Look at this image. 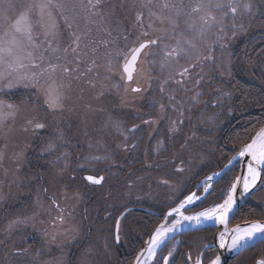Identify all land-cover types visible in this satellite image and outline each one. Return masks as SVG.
Segmentation results:
<instances>
[{"label":"rangeland","instance_id":"obj_1","mask_svg":"<svg viewBox=\"0 0 264 264\" xmlns=\"http://www.w3.org/2000/svg\"><path fill=\"white\" fill-rule=\"evenodd\" d=\"M43 2H47V0H43ZM62 2L65 0H52L50 9L46 10L44 24L35 27L33 35L38 47L30 46L27 49L33 55L30 59L24 60V63L29 65L24 71L39 73L43 69H47L50 64L67 66L73 71L64 73L61 68H58L54 73L45 72L40 78L39 89L31 84L28 87L19 84L0 93V100L19 108L14 118H9L3 125H0V196L3 197L0 199V264H111L112 254L108 256L99 253L92 246V239H88L92 238L89 231L100 215L98 205L103 204L105 198L104 207L107 200L111 203L109 197L115 192L109 186L110 195H104L106 193L104 191L101 194L102 197H99L97 188L99 184L89 182L92 185H87L84 179L77 178L79 175L104 177L103 188L108 189V182L114 183L115 189L121 191L120 196L123 193H127L124 194L127 198H130V195L141 198L145 195L148 200L133 202L132 198L125 207L147 202L148 206L158 213L155 217L159 218L160 215L161 219H164L167 211L175 207L183 199V195L194 187L192 186L193 182L197 180L198 176L192 173V169L194 166L195 171L199 170V166L196 165L198 164L197 160H202V156L195 152L197 150L207 151L205 145L212 147L213 140L204 141L206 136L199 135L197 139L191 141V145L189 144L188 147L187 144L178 141L180 147L172 149L165 155L170 159L179 157L180 160V157L187 151L188 156L193 158V163L191 162L189 165L190 175L187 172V177H184V179H189V189H184L185 186L178 192L179 189H176L178 179L175 173L178 168H182V164L173 163L171 160L165 162L161 160L164 163L158 164L159 154L157 153L156 157L151 160L150 146L146 150V156L143 154V175L139 177V182L142 185L139 183L135 185L134 181L139 167L128 159L130 154L136 153V149L131 148V142L135 141V135L139 136V134L145 137L144 145L146 142L152 141L153 136L149 134L155 132V124L140 126L141 130L137 128L135 132H130L129 129L138 124L129 117L130 110L139 113L140 109L153 108L151 112L154 115L160 106L152 107L148 104L146 107L145 103L154 99L162 100L161 104L165 106L163 111L173 108L171 111L174 114H170L169 119L177 121V126L181 125L180 120H183L186 129L189 126L188 132L191 135L195 134L194 138H196L195 132L201 129L200 108L217 106V108L226 110L229 119H233L232 110L235 108L239 118L228 123L229 127L225 128L227 134H221L223 138L220 139V142L222 144L217 148L223 157L225 153L227 154V149L232 153L238 151L236 137L243 134L245 128L251 129V135L254 136L259 131L254 128L260 126L257 127L260 123L257 121L264 119L261 115H257L258 107H253L256 106L254 102L252 104L249 102L250 106L243 112L239 107L243 100L241 95L237 93V97H234V95L227 94V89L233 85L232 78L236 73L238 74L233 66L235 56L241 59V56L251 52L252 47H258L257 44L264 42V28L260 27L261 23L258 22L259 25L252 23L255 17H260L264 0H235L241 5L235 16V22L238 25L244 24V29L237 31L229 27L233 21L231 14L225 20L226 36L222 43L226 47L221 50L218 45L214 46L212 52L214 61L197 62L196 67L190 69V77L197 74L195 78L196 81H200V86L195 81L191 83L184 80L182 85L174 82L180 78L177 73L183 67H188L190 61L187 58H181L178 62L171 61L169 66L162 70L160 61L163 58V52L161 49L151 48L141 53L139 63L137 62L138 72L142 69L146 70L149 73V81L145 83V79L142 81L135 76L130 84V88H134L141 87L144 82L143 89L146 91L132 93L129 88L126 94L124 87L126 83L120 78L122 60L124 59L123 55L116 59V54L118 52L126 54L129 48L138 46V39L141 42L154 39L161 35L159 30L162 28L170 31L171 26L166 20L161 23L157 19L159 15H167V10L162 8L166 0H151V2L149 0H101L99 8H92L89 0H71L75 7L65 8L61 11L55 5ZM95 2L96 0H92V3ZM198 2L199 0H183V7L187 11ZM249 2L253 4L251 14L244 11L242 7L244 3ZM48 11H51L50 18L47 15ZM137 13H142L139 21ZM65 16L68 17L67 21L64 19ZM36 19H38V10L34 13L33 21L35 22ZM69 24L71 27L68 26ZM179 31H183V37L177 38L191 39L194 43H199V40L194 37V33L186 29L183 21L180 23ZM234 31H236L235 36H233ZM142 32H147L148 36H143ZM252 34L254 37L249 39L248 37ZM76 37H79L78 48L74 43ZM211 39L214 40L215 36H212ZM164 42L174 45L176 41L171 39ZM238 45L241 47L237 48ZM73 48L76 50L73 51ZM261 51L264 52L263 49ZM261 51L255 55L260 65V72H264V53ZM149 52L152 54H144ZM204 54H208L207 50L204 51ZM23 55L27 56V52ZM229 60L233 66H231V75L225 69V64ZM33 61L39 67H32ZM214 68L217 73H214ZM166 72H168V76H172L170 83L174 84L166 88L163 87L164 90L161 91V85L156 79L164 78ZM254 82L255 88L256 86L257 88L261 87L257 85L259 80H254ZM0 83H6V81ZM48 85L59 87L65 93L67 98L63 110L52 111L46 105L42 89ZM115 85H120V87L117 88ZM212 90L214 93H211ZM197 93H201L198 98L199 102H197V106H193L192 98ZM203 94L208 98L204 107L201 106L203 100H206V98H202ZM169 96H173L174 99L170 101ZM214 102L217 105L214 106ZM243 118H246V121ZM29 120L44 123L46 127L33 131L32 126L27 123ZM116 121L120 124L119 129L113 127V122ZM226 125L227 123L222 124V127L218 129V134ZM261 125H264V122H261ZM57 129L62 130L64 140L58 151L49 154L43 149L48 141L55 137ZM233 135L235 142L230 143L228 139ZM217 138L218 136L215 137V140ZM194 141L201 143L193 145ZM248 142L250 140L246 138L244 143ZM149 144L153 145V143ZM57 157H59L58 161ZM93 157H101V159H93ZM173 160L177 162L178 159L174 158ZM227 162L228 159L225 164ZM161 165L169 167L167 177L158 174L163 171ZM200 170H202L201 167ZM171 171L174 172V175L171 174ZM213 172L209 171L207 175ZM161 178H165L168 183L161 182ZM156 179L157 183H155ZM187 180L185 185H188ZM124 185H126V189L123 187ZM225 191L226 188L224 193L227 192ZM263 191L256 190L254 195H261ZM197 195L201 196V193ZM207 195H204V198H209ZM252 200L247 198L244 204L242 203L243 206L251 207L254 203ZM53 201L59 204L63 211L58 210ZM171 201L177 202L173 204ZM258 202L257 200L255 203L258 204ZM117 203L114 202L112 205ZM260 205L263 204L260 203ZM192 206L194 207L189 208L188 212L185 211L186 215L195 214V211L197 213L213 205L200 203ZM237 212L235 221L243 220L245 212L242 211V214ZM134 215L129 218L131 219ZM60 216L63 217V222L58 219ZM25 217L33 218L28 223L9 227L13 220ZM130 219L126 221L128 223L126 225H124L125 219L123 220V236L120 242L127 246L125 254L128 263L124 261L125 264H132L138 254L140 248H136L135 244L137 243L136 246L138 242L143 244L146 240L142 237L133 238L132 235L130 236V230L131 233H134L132 228L137 226L133 222L138 223L137 220ZM173 219L175 217L170 218V220ZM114 220L109 223L115 224ZM49 222H56V224L52 227ZM101 223L103 224L105 221H101ZM199 234L195 236H202ZM110 240L108 244L110 243V248H112V237ZM177 242L179 243V239L170 242L165 251L159 254L152 264H160L165 253L175 248L171 257L173 260L177 256L175 254ZM21 250H26V252L16 255ZM110 250L113 251V249ZM92 259H97V263L89 262Z\"/></svg>","mask_w":264,"mask_h":264},{"label":"snow or ice","instance_id":"obj_2","mask_svg":"<svg viewBox=\"0 0 264 264\" xmlns=\"http://www.w3.org/2000/svg\"><path fill=\"white\" fill-rule=\"evenodd\" d=\"M151 2V0H149ZM52 0H0V82L6 81V83H0V93H3L5 89H12L19 84H24L28 87L31 84L33 87L40 88V78L45 72L54 73L58 68L64 73H70L73 69L67 66L50 64L47 69H43L41 72H28L24 71L29 65L24 63L25 59H30L33 55L32 52L27 51L31 47H38L34 40V29L37 25L44 24V18L46 10L50 9ZM89 4L92 8H99L101 6V0H96L92 3L89 0ZM55 7L63 11L65 8H74L75 5L71 3V0H65V2L57 3ZM241 5L235 0H199L190 10H185L183 7V0H166L162 5V8L167 10V15H159L157 19L163 23L165 20L171 26L170 31L168 29H160L161 35L156 36L154 39H147L145 41L137 40L138 46L129 48L126 54L117 53L116 59H119L123 55L124 63L121 66L120 78L126 81L125 84V94L130 88L131 82L135 79L134 74L138 72L137 62L141 53L145 49L158 48L163 52V58L160 61V67L163 70L165 67L169 66L171 61L178 62L181 58H187L190 63L188 67H183L180 72L177 73L181 79L175 80L177 84L184 83V77L190 76V69L196 67L197 62L203 61H214V56L212 52L214 51V46H219L221 50L226 47L222 41L224 40L226 33L224 31V22L231 16L233 17L232 23L229 25L231 29L237 31H242L244 29V24H237L235 22V16ZM244 11L249 14L252 13L253 4L244 3L242 5ZM38 10V19L33 21L34 13ZM48 17H51V11L47 12ZM153 15H155L153 13ZM142 13H137V20L141 19ZM261 16L264 17V12H261ZM65 21L68 17H64ZM183 21L187 30L194 33V37L199 40V43H194L191 39H180L177 37H183V31H179L180 23ZM71 27V24L68 25ZM143 25L141 24V28ZM151 27V25H149ZM261 27L264 28V21L261 22ZM73 35H75L73 33ZM143 36H148L147 32H142ZM236 35V31L233 32V36ZM215 36L212 40L211 37ZM125 39L127 37L125 36ZM175 39L174 45L166 44L165 40ZM74 43L76 47H79V37H76ZM107 43V41H105ZM73 51L76 49L73 48ZM207 50L208 54L205 55L204 51ZM67 51V49H65ZM27 52V56L23 53ZM145 55L152 54L144 53ZM32 67H39V65L33 63ZM225 69L229 75H231V61L225 64ZM172 80L170 75L164 83L167 84ZM200 81H197L199 84ZM119 88L120 85H115ZM44 92L45 103L48 108L52 111L63 110L64 102L66 100V95L59 87L53 85H48V87L42 89ZM132 93H142L146 89L141 87L130 88ZM161 91H163V86H161ZM201 93H197L193 97L194 102H199L198 98ZM173 96H169V100H173ZM256 103L264 109V95H261ZM164 105L160 104L161 111L164 110ZM174 107V106H173ZM175 110V108H174ZM19 111L18 106L11 103H6L0 100V125L9 119L14 118ZM183 113L181 112V115ZM181 123L183 121H180ZM260 122L259 120L257 121ZM29 125L32 126L33 131L38 129H44L46 125L38 121L29 120L27 121ZM145 124L155 123V121H144ZM113 127L120 128L118 121L113 122ZM138 126H133L129 129L130 132H135ZM27 130V129H25ZM249 139L250 142L244 143L245 139ZM127 139V137H125ZM238 151L236 154L228 160L227 164H224L219 172H213L211 175H207L203 181L196 184L197 188L203 189L204 194L210 195V189H212V184L215 177H220L221 180L227 175L226 169L230 170L229 166L232 165L233 161L238 159L242 163L244 169V174L235 177L234 181L230 184L227 189V195L221 203L214 204L212 207L205 208L204 210L197 212L193 215H185L184 210L189 205H195L197 201L202 199L201 196L197 195L196 192H191L190 194L184 195L183 199L180 200L176 207H172L167 211L164 220L165 222L161 224L156 230L154 235L150 238L148 242V247L146 249L148 258L155 256L156 248L169 238V233H174L178 227L183 225V222H194L195 224H203L205 221L213 220L218 221L220 224L225 225L223 232L219 234V248L227 249L229 251H235L237 254L240 253L242 249L254 247L257 244H264V219H257L248 221L244 226L236 225L235 228L229 230L227 228V223L229 219V214L238 211V201L245 200L247 195L252 192L257 186V181L262 180V173H264V127H261L255 135H251V129L245 128L243 134H239L237 137ZM64 140V134L62 130L57 129L55 137L50 139L43 149V151L49 154L55 153L59 150L61 142ZM22 155V154H21ZM247 158V159H245ZM93 159H101V157H93ZM59 157H57V161ZM183 168H179L178 171H183ZM104 177H94L88 176L87 180L94 184H99L103 181ZM219 181H217L218 183ZM167 184L168 181H163ZM240 188L239 196L237 195V189ZM261 189L264 190V183L261 184ZM3 197L0 196V199ZM55 207L60 209L59 204L53 201ZM175 217L172 220L171 225H168V218ZM33 217H25L23 219L17 218L10 223V228L12 225L20 223H28ZM58 219L63 222V217L60 216ZM123 219V215H121ZM115 234L114 241L119 242L120 240V223L117 221L115 223ZM207 247V245L205 246ZM26 250H21L16 253V255H21ZM175 252V248L168 252L167 257H163V264H169V257H172ZM142 252L140 256H143ZM203 253H201V256ZM140 256L137 257V264H141ZM201 256H197L194 264H202ZM189 260L192 257L189 255ZM210 264H221V256L216 255L215 259L211 260ZM256 264H264V258L256 261Z\"/></svg>","mask_w":264,"mask_h":264},{"label":"flooded vegetation","instance_id":"obj_3","mask_svg":"<svg viewBox=\"0 0 264 264\" xmlns=\"http://www.w3.org/2000/svg\"><path fill=\"white\" fill-rule=\"evenodd\" d=\"M258 18H260V21L259 22L264 21L263 20V17H258ZM253 37H254V34H252L249 37V39H252ZM240 47H241V45H238L237 48H240ZM141 56H142V54H141ZM140 57H139V59H140ZM138 63H139V60H138ZM138 63H137V65H138ZM152 66H153V62H152ZM213 71H214V73H217L216 68H214ZM140 73L141 72H139L138 75ZM142 79H145V83H146L147 81H149V76L143 77ZM142 79H139V80H142ZM179 79H181V78H179ZM156 80L158 81V83H161L160 78H157ZM184 80H186V78ZM145 83L143 82V84L141 86L142 89L144 88ZM138 87H140V86H138ZM203 97L206 98V100ZM202 98L205 101L203 100V103H202L201 106L204 107L205 103L208 101V98L204 94L202 95ZM202 98H200V99H202ZM147 103L150 104L152 107H155V105H156L155 102H154V100H151L150 102H147ZM141 105H142V103H141ZM213 105L215 106V105H217V103L214 102ZM157 109L159 111H161L160 108H157ZM172 109L170 108L167 111L166 110L165 111H162L163 116H164L163 117L164 120L162 119L161 124H160L159 127H156L155 126V132L154 133H150L149 134V135H152L153 136V140L150 141V142H146V144H145L146 146L144 145V147L138 148L140 146L138 144L139 143V139L140 138H143L144 139L145 137H143L142 134H139V136L135 135V139L136 140L131 142V145H132L131 148H135L136 149L135 162H137L136 163L137 166H139V163H140V161L142 159L143 154L146 156V152H147L146 150L150 146V149L151 150H150V153L149 154L152 155L151 160H153L156 157V154L158 153L159 154L158 164H163L165 161L171 160L173 163L178 164V162H179V164H182V168L184 170L182 172L181 171L179 172L177 170L179 173H183V172H188L189 173L190 172V170H189V164L193 161V158H190L188 156V154H187L188 152L187 151H186L187 153L184 152V154L180 157V160H179V157H174V158H177L178 159L177 162H174V160H173L174 158L173 157L170 159V158H168V157L165 156L167 154V152H171L172 149H178V147H180L178 141L187 144V147H188L189 144L191 145V142L187 141V138L189 136L188 130H190L189 129V126H188V129H186L183 120H180V121H183V122L181 123V125L178 124V126H177V121L170 120L169 119V115L170 114H174L173 111H171ZM151 111H153V108H143V109H140L139 113H135L134 115L133 114H130L129 117L133 118L135 120V123L136 124L138 123L136 126H138V129L141 130L140 126H146L147 125V124L144 123V120H141L140 119L141 116H142V113L143 112H146V113H151L152 114ZM199 111H200V114H201L200 115V119H199V122L201 123L200 124V127H201L200 131L207 130L208 129V130H211V131H213L215 133H218L219 132L218 129L221 127V125H220V122L221 121H223L224 123H227L228 124L231 120L233 122L234 119H238L239 118L238 117V111L237 110L235 111V108H233V110H232V116H234L233 119H229V116H228L226 110H224L222 108H217V106H215L214 108H206V107L205 108H200ZM185 112H186V110H185ZM145 121H148V120H145ZM211 123H213V124H211ZM158 133H161V136H159V137L155 136V134H158ZM185 136H186V139H185ZM205 136L206 137L204 138V141H209V139L213 140L212 141V143H213L212 145L213 146L211 147V145H207L206 144L205 145V148L207 149V151H200V150H197L196 152L194 151L199 156L200 155L202 156V160H199V162L197 161L198 164H196V165L199 166V170H200V167L202 168V170H200V171L197 170L198 171L197 172V171H195V167L193 166V169H192L193 172L192 173L195 174L196 176H198V178H197V180L195 182H193V185L192 186H194V187H192V189L189 191V192H191V191L195 190V191H197V194H200L201 193V195H205L203 193V189H202V187L201 188H197L196 187V184L197 183H200V180L203 179L204 176L207 175V172L209 173V171L212 172V171H216L218 169H221V167L226 163V160L227 159L229 160V158H230L229 154H230V152H232V151H230V150L227 149L228 153L227 154L225 153V156L224 157L221 156V154L219 152V149H217V148H218V145L220 146V144H222L220 142L221 141L220 139H222L223 137L222 138L219 137V138H217V140H215V136L209 135V133L206 134ZM192 137L194 138L195 137V134H193ZM214 142H216L217 144L214 143ZM149 143H153V145H151ZM173 143L175 144V146L172 145ZM198 143H201V142L194 141L193 142V145H196V144L198 145ZM147 144H149V145H147ZM203 144H205V143H203ZM211 148H212V150H211ZM144 149H145V151H144ZM228 156H229V158H228ZM161 160H164V162L162 163ZM203 161L204 162L206 161L207 162V165H205ZM161 166L162 167H166L165 165H161ZM239 170H240L239 164H235V165H233L230 168L229 171H227V175L225 176L224 179H222V180H221V178L218 179L217 180V181H219L218 183H217V181H214L213 184H212V189H210V193L211 194L209 195V198H205L204 200H202L201 201V204L204 205V204H210V203L214 202V200L221 193V188H222V185H223L224 181L228 180L229 177H231V178L234 177L236 175V173L238 174ZM186 174H185V176H186ZM189 175H190V173H189ZM87 176H85V174H84V176L83 175L82 176L79 175V176H77V178L80 179V180H83L84 179V182L86 181L85 183L87 185H92V184L89 183L91 181L87 180ZM186 180L187 179H184V181H183V179L182 180H177V182H176L177 183L176 184V189H179V190H177V192L180 191V189L182 187H184V186H185L184 189H187V188L189 189V186H190L189 185V179L187 180L188 185H185L184 184L186 182ZM192 181H193V179H192ZM189 192H187L186 194H188ZM101 194H102V190L98 189V196L99 197H102ZM186 194H184V195H186ZM143 196L144 197H142V198L144 200H148V198L145 195H143ZM255 196L257 197V194ZM256 197H252L251 198V199H253L252 201L254 202L253 204H255V205H257L255 203V202H257V200L259 201V199L261 200V198L264 197V191H263V194L258 195L257 198ZM144 200H141V201H144ZM176 202H172V203L175 204ZM259 202H258V204H260ZM167 206H169V205H167ZM101 207H103V208H101ZM128 207L129 208L130 207L134 208V210H133L134 212L137 211V216L135 218H137L138 223L142 219L149 218L151 220L153 218H156L155 217L156 214L158 215V213L155 210H153L151 206H148L147 202L146 203H143L141 205L140 204L129 205L126 208H128ZM98 209H99L100 215L97 218V222L101 226H103V227L111 226V224L109 222L111 220H114L113 219L114 218L113 217L114 215L112 213V210L110 209V206L108 204H106L105 207L104 206H100ZM159 217H160V215H159ZM101 221H105V223L102 224ZM49 223H50V225L52 227H54L55 224H56V222H54V223L53 222L52 223L49 222ZM89 235L91 236L90 231H89ZM122 236H120V238ZM107 237H106V239H107ZM90 239H92V238H89L88 240H90ZM106 239H105V242H106ZM88 240H86V241H88ZM120 242H121V240H119L118 243L116 242V244H120ZM260 245L261 244H258L257 246H260ZM93 253H95V252L93 251ZM99 253H102V252L99 251ZM105 253L107 254L106 251H105ZM243 256H245V255H243Z\"/></svg>","mask_w":264,"mask_h":264},{"label":"bare ground","instance_id":"obj_4","mask_svg":"<svg viewBox=\"0 0 264 264\" xmlns=\"http://www.w3.org/2000/svg\"><path fill=\"white\" fill-rule=\"evenodd\" d=\"M260 21V18H258V17H255V19L253 20V25H255V24H257L258 22ZM259 23H261V22H259ZM259 23L257 24V25H259ZM255 28H256V26H254ZM260 27H261V24H260ZM260 31V30H259ZM263 33H264V31H263ZM249 38V37H248ZM263 38H264V36H263ZM259 48L258 47H252V53H250V55H253L254 57L256 56L255 54H257V52H260L261 50H258ZM235 54H236V52H235ZM247 56H249V55H247ZM246 57V55L245 56H241L240 58L241 59H238V58H236V56H235V62H234V65L233 66H235V68H236V70H237V72H238V74L236 73V75L234 76V78H232L233 80V85L232 86H230L228 89H227V94H229V95H234V97H237L236 96V94L238 93L239 95H241L239 92H238V88H240L241 87V90H244L245 89V92L249 95L250 94V96L251 95H254V90H257V89H260L261 91H263L264 90V72L263 71H261L260 72V65L259 64H252V70L250 71L248 68H246V67H244V66H242V65H240L241 64V62H244V58ZM256 60L258 61V59H257V56H256ZM122 63H124V60H122ZM264 65V64H263ZM232 66V65H231ZM232 66V67H233ZM237 66H238V68H237ZM182 67V66H181ZM181 67H178V68H181ZM137 68H138V65H137ZM178 68H176V69H178ZM256 68V69H255ZM175 71V70H174ZM173 71V73H175ZM139 72H141L139 75H138V73ZM138 73H135L134 74V76H136V77H138L139 79H142L143 77H146V76H148L149 75V73L146 71V70H144V69H142V70H140ZM168 72H170V71H168ZM168 72H166L167 73V75H166V73H165V77L163 78V77H158V78H160V81H161V83H159L161 86H163L164 88H166V87H169V86H172L174 83H170V81H172V80H170L167 84H165L164 83V81L169 77L168 76ZM238 75V76H237ZM195 77H197V74H195L193 77H190V76H186L185 78H186V82H196V84H197V81H196V78ZM260 77H262L261 79H260ZM181 78V77H180ZM176 79V78H175ZM239 79H241L240 81H237V80H239ZM254 80H259V83L257 82V85H260L261 87L260 88H255L254 86H253V84L255 83L254 82ZM125 83H127L126 81H125ZM125 86V85H124ZM199 86H200V83H199ZM257 87V86H256ZM201 88V87H200ZM211 93H214L213 92V90L211 91ZM162 94V93H161ZM161 94H160V96H161ZM242 96V95H241ZM154 102H155V104L156 105H158V106H160V104H161V102H163L162 100H160V101H156V99H154ZM145 106L147 107L148 106V103H145ZM193 106H197V102H193ZM195 108V107H194ZM193 108V109H194ZM156 110H158V109H156ZM128 113H130V114H135L136 112H134L133 110H130ZM152 116H153V118H152ZM163 113H162V111H157L156 113H154V115H152L151 113H146V112H143L142 113V116H141V120H148V121H155V126L156 127H159L160 126V124H161V120L163 119ZM188 118L190 119V117L188 116ZM188 119V120H189ZM164 120V119H163ZM245 121V120H244ZM133 122H135V121H133ZM224 122L223 121H221L220 122V125H221V127H222V124H223ZM241 123H243V122H241ZM220 127V128H221ZM226 127H229L228 126V124L223 128V130L221 131V133L220 134H218V133H215V132H213V131H211V130H202V131H200V130H197L195 133L197 134V136H196V138H193L192 137V135L190 134V133H188L189 134V136H188V138H187V141H189V142H191V141H193L194 139H197V137L200 135V136H205L206 134H208L209 133V135H213V136H215V137H217L218 136V138L219 137H221L222 138V136H221V134H227V130L225 131V128ZM262 127V126H261ZM155 136H157V137H159V136H161V133H158V134H155ZM185 139H186V136H185ZM144 139L143 138H140L139 139V147L138 148H141V147H144ZM173 146H175V144L173 143L172 144ZM146 146V145H145ZM146 149V148H145ZM145 149H144V151H145ZM227 153H228V151H226ZM236 153V151L234 152V153H232V152H230V154H229V156H230V158H229V156H228V158L229 159H231V157L234 155ZM194 158H195V156H193ZM135 158H136V155H135V153H132V154H130V158H128V159H130L131 161H132V163H134L135 165H136V163L137 162H135ZM198 162H199V160H197ZM204 162V161H203ZM142 164H143V156H142V159H141V161H140V164H139V166H137V167H139V171H138V173H137V177H136V179H135V185L137 184V183H139V184H141L140 182H139V177H141L142 175H143V170H142ZM204 164L205 165H207V162L205 161L204 162ZM190 165V164H189ZM163 168V171L161 172V173H158L159 175H161V176H165V177H167V175H168V173H169V167H162ZM180 172V171H179ZM178 171L175 173L176 174V178H178V180H182L183 179V181H184V176H185V174L187 173V172H183V173H179ZM174 172L173 171H171V174H173ZM174 175V174H173ZM114 180V179H113ZM166 179L165 178H161L160 179V181L161 182H163V181H165ZM104 180L101 182V183H99V185H97L98 187V189H100V190H102V193L104 192V191H106V193L104 194V195H106V196H109L110 195V189H109V186H111L112 187V189H113V192H115V193H113V195L111 196V197H109V198H111V203H109L110 201H108L107 200V204L110 206V209L112 210V213H113V215L114 216H117V215H119V214H122V213H124L125 212V216H124V219H125V225L126 224H128L126 221L128 220V219H130L129 217H131L133 214H135L134 215V217H132L130 220H132V219H135V217L137 216V211L136 212H134L133 210H134V208H132V207H128V208H126L125 207V205H126V203H128V202H130L131 201V199L133 198V202H135V201H140V200H144L143 198H141V197H136V196H133V195H130L129 197L130 198H127L125 195L127 194V193H123V195H121L120 196V190H118V189H115V184L114 183H110V182H108V189H104L103 188V186H104ZM158 182V180L156 179L155 180V183H157ZM91 183V182H90ZM142 185V184H141ZM126 185H124L123 187H125ZM125 189H126V187H125ZM191 192H189L188 194H190ZM125 194V195H124ZM116 196V197H115ZM106 202V198H105V200H104V202H103V204ZM114 202H118L117 204H114V205H112V203H114ZM101 203V202H100ZM99 203V204H100ZM103 204H100V205H98L99 207L100 206H103ZM112 205V206H111ZM101 208H103V207H101ZM113 216V217H114ZM163 220L164 219H161V217H159V218H153V219H151V220H149V221H147V222H145L144 224H142V225H139L138 223H136V222H133V224L134 225H137L136 227H134V228H132V230H133V232L134 233H131V230H130V236L132 235V237L133 238H144V239H146L147 237H148V235L150 234V232L152 231V230H154L155 228H157L158 226H160V224L163 222ZM252 220H254V219H250V220H247V221H252ZM238 224H240V221H232V222H230V225H229V227H233L234 225H238ZM115 231V224H113V225H111V226H108V227H103V226H101L97 221H96V223H95V225L90 229V233H91V237H92V246H94L95 247V249L96 250H98V251H100V252H102V253H104V254H106L105 253V251L107 252V254L106 255H110V254H112L111 255V258H112V260H111V264H124L123 262L125 261V262H127L128 263V261H127V259H126V254H125V249L127 248V246H126V244H124V243H122V244H117V245H114V247H112V248H110V246H108L107 244H106V242H105V239H106V237L108 236V235H110V234H112L113 232ZM148 231V232H147ZM147 232V233H146ZM154 233H155V231H154ZM154 233H153V235H154ZM171 233H169L168 234V237H169V235H170ZM152 235V236H153ZM171 238L172 237H170V238H168L167 239V241H165L166 243L169 241V240H171ZM215 242H216V236L214 237V239H213ZM164 242V243H165ZM137 244V243H136ZM136 244H135V247L136 248H142V243L141 242H138V245L136 246ZM208 246H214L215 247V249H216V251L219 253V249H218V246L216 245V243H211V242H209L208 241ZM162 245L163 244H161L158 248H160V247H162ZM158 248H156V251H155V256H156V252H157V250H158ZM110 249H113V251L112 250H110ZM212 250H214V248H211ZM243 250V249H242ZM127 252H129V250H127ZM264 253V252H263ZM189 252L187 251V250H184V251H182L181 252V257H182V259H183V262L185 263V264H194V262H195V257H192V259L191 260H189L188 259V257H189ZM155 256L154 257H152V258H148V254L146 253V258H145V261L143 262V264H152L154 261H155ZM261 258H264V254H262V255H258L257 256V258H256V260H259V259H261ZM215 259V258H214ZM122 260V261H121ZM97 259H92V260H90L89 262H91V263H97ZM210 264V263H209ZM227 264H230V261L229 262H227Z\"/></svg>","mask_w":264,"mask_h":264},{"label":"trees","instance_id":"obj_5","mask_svg":"<svg viewBox=\"0 0 264 264\" xmlns=\"http://www.w3.org/2000/svg\"><path fill=\"white\" fill-rule=\"evenodd\" d=\"M261 12H264V5H263V11H261ZM260 17H262V16L260 15ZM257 45H259L258 50H262V49L264 50V42L262 44H257ZM261 52H263V51H261ZM250 53H252V50H251V52H248L246 54V57L244 58V62H241L240 65L248 68L251 71L252 70V64H258V61L256 60V56L254 57L253 55H250ZM247 55H249V56H247ZM238 92L242 95L241 97L243 98V100L240 102V106H239L243 112L246 111V109L250 106V104H252L254 102L256 106H253V107H255V108L258 107L256 109V112H258L257 115H261V117H264V109H261V107L256 103V101L259 100V98L261 97L260 95H264V90L261 91L260 89H257L254 91V95H251V96H250V94L248 95L245 92V89L241 90V87L238 88ZM248 100H250V101H248ZM249 102H250V104H249ZM245 117H247V116H245ZM243 120L246 121V118H243ZM261 122L263 123L264 119H262L260 121V123L257 125V127L260 125L259 128H254V129H260L261 126H263V125H261ZM254 123H255V121H254ZM233 138H234V135L230 139H228L230 141V143L234 142ZM231 181H232L231 177H229L228 180L224 181L222 188H221V193L214 200V202H217L222 198V194H223L224 189L231 183ZM253 197H256V196L254 195ZM259 201L263 205H260V204L253 205L252 204L251 207L242 206L241 209L239 210V212H237V213L242 214V211L245 212L243 214L245 219L264 218V197H262L261 200H259ZM134 220H137V218H135ZM149 220H150L149 218L142 219L139 222V225H142ZM199 233H201V234H199ZM197 234L202 235V236H195ZM213 236H214V229H212V228L207 229V230H203V231H199V232H191L189 234L182 235L181 245L177 251V256L174 257L175 259H174L173 264H185L183 262L182 257H181V252L184 250H187L190 254H196L204 246V244L208 243V241L211 242L213 240ZM263 252H264V244H261L260 246H256V247L252 248L251 250H249L246 253L247 255H245L241 259L235 260L234 263H232V264H253L256 261L257 256L264 254ZM212 254H213L212 251L207 252L205 255V261L210 259L212 257L211 256Z\"/></svg>","mask_w":264,"mask_h":264},{"label":"water","instance_id":"obj_6","mask_svg":"<svg viewBox=\"0 0 264 264\" xmlns=\"http://www.w3.org/2000/svg\"><path fill=\"white\" fill-rule=\"evenodd\" d=\"M262 127H264V126H262ZM245 159H247V158H245ZM238 160H239V159H238ZM233 162H234V161H233ZM226 170H227V169H226ZM243 174H244V169H243V167H242V163H241V169H240V172H239V175H238V176H241V175H243ZM262 177H263V173H262ZM260 183H261V181H257V186H256V188H254V189L252 190V192L249 193V194L247 195L246 199L249 198V197L253 194V192L255 193L256 190H258V189L261 188V186H259ZM239 192H240V188L238 187V189H237V195H238V196H239ZM246 199H245V200H246ZM245 200L238 201V208L242 205L243 201H245ZM190 206H191V205L187 206L186 209L189 208ZM123 214H124V213H123ZM123 214H122V215H123ZM184 214H185V213H184ZM235 214H236L235 212L229 214V219H228V223H227V228H228L229 230H231V229H233V228L236 227V225H234L233 227H229L230 222H231V220H232V218L234 217ZM164 216H165V215H164ZM120 218H121V217H120ZM164 222H165V220H163V222H162L161 224H163ZM246 222H248V221L240 222L239 225L244 226V224H245ZM167 223H168L169 226L171 225L172 221L170 220V217L168 218V222H167ZM161 224H160V225H161ZM158 227H159V226H158ZM158 227H157V228H158ZM210 227L216 228V234H215V236H216V242H215V243H216V245L218 246V249H219V253H218V255L221 256V264H227V262L231 261V260L235 257V253H233V251H229V250H227V249H221V248H219V234H220L221 232L224 231V229H225V225L220 224L218 221L208 220V221H205V223H203V224H199V225H198V224H195L194 222H188V221H185V222H183V225H182L181 227H178L174 233H171V234L169 235V238H170V237L177 236V235H180V234H183V233H187V232H190V231L199 230V229H205V228H210ZM157 228H155L154 230H152V231L150 232V234H149L148 237L146 238L145 242L142 244V248L138 251V254H137V255L135 256V258L133 259L132 264H137V257L140 256V254H141L142 252L144 253V255H143V256H140V261H141V264H143V262L145 261V258H146V253H147L146 249H147V247H148V242H149L150 238L152 237L154 231H155ZM166 241H167V240H166ZM168 259H169V258H168Z\"/></svg>","mask_w":264,"mask_h":264}]
</instances>
